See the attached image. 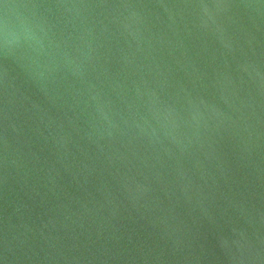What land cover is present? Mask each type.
Returning <instances> with one entry per match:
<instances>
[{"label":"water","instance_id":"water-1","mask_svg":"<svg viewBox=\"0 0 264 264\" xmlns=\"http://www.w3.org/2000/svg\"><path fill=\"white\" fill-rule=\"evenodd\" d=\"M0 264H264V0H0Z\"/></svg>","mask_w":264,"mask_h":264},{"label":"clouds","instance_id":"clouds-1","mask_svg":"<svg viewBox=\"0 0 264 264\" xmlns=\"http://www.w3.org/2000/svg\"><path fill=\"white\" fill-rule=\"evenodd\" d=\"M32 29L30 24L22 17L6 14L0 20V40L7 42L12 37L30 36Z\"/></svg>","mask_w":264,"mask_h":264}]
</instances>
